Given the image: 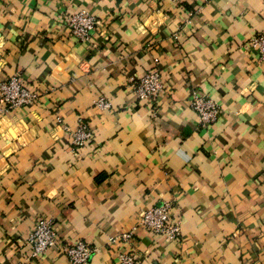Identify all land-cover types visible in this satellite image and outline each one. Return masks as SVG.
Listing matches in <instances>:
<instances>
[{
    "label": "crops",
    "instance_id": "0c3cea01",
    "mask_svg": "<svg viewBox=\"0 0 264 264\" xmlns=\"http://www.w3.org/2000/svg\"><path fill=\"white\" fill-rule=\"evenodd\" d=\"M80 9L99 20L87 41L67 22ZM262 32L264 0H0V81L39 93L0 102V264H69L60 248L78 240L87 264H116L130 244L112 238L163 201L181 233L137 227L138 264H264V61L248 46ZM149 70L163 87L140 101L130 78ZM79 116L94 138L78 149ZM43 218L59 244L32 259Z\"/></svg>",
    "mask_w": 264,
    "mask_h": 264
},
{
    "label": "built area",
    "instance_id": "2783aa9c",
    "mask_svg": "<svg viewBox=\"0 0 264 264\" xmlns=\"http://www.w3.org/2000/svg\"><path fill=\"white\" fill-rule=\"evenodd\" d=\"M171 1L177 3L181 0ZM67 22L75 37L87 41L90 38L91 31L98 25L99 20L90 11L80 9L72 13ZM248 46L255 49L259 60L264 61V32L253 35L248 42ZM130 81L136 97L140 101L154 99L163 87L162 75L158 70H149L140 76L131 77ZM38 97V91L26 86L19 75L0 81V102L6 108L11 109L29 105ZM95 104L100 109L111 107V102L103 95L97 98ZM192 106L199 117V121L204 124L214 123L221 112L220 105L216 100L198 91L193 95ZM72 136V143L78 149L94 138V131L83 116H79L77 126L72 130ZM171 208V202L163 201L144 210L133 227L112 238V240H120L123 244H130L122 247L116 264H138V256L131 246L137 227H143L154 234L165 235L170 239H176L180 235L181 222L172 218ZM58 238L54 219L43 218L39 220L25 239V244L30 248L31 258L39 257L47 250L57 247L59 244ZM60 249L66 255L69 264H87L94 251L93 247L84 240L64 244Z\"/></svg>",
    "mask_w": 264,
    "mask_h": 264
}]
</instances>
